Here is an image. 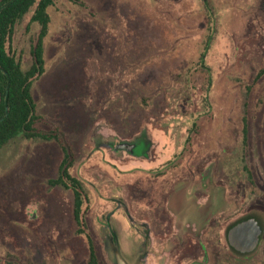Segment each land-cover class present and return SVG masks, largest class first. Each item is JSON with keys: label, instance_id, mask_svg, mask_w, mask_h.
I'll return each instance as SVG.
<instances>
[{"label": "rangeland", "instance_id": "obj_1", "mask_svg": "<svg viewBox=\"0 0 264 264\" xmlns=\"http://www.w3.org/2000/svg\"><path fill=\"white\" fill-rule=\"evenodd\" d=\"M78 1L58 0L48 10L45 72L33 84L38 128L58 140L19 136L0 151V264H91L88 237L98 264H114L111 234L102 231L114 210L121 249L133 257L141 240L122 209L134 211L135 201L154 209L151 197L172 190V181L150 183L160 176L197 184L213 173L231 198L232 222L257 215L264 229V0ZM32 13L10 47L24 71L40 33ZM141 136L151 142L149 162L116 150ZM64 150L89 197L85 234L74 221L72 191L50 184ZM220 216L210 264H264V232L255 253L229 252V220Z\"/></svg>", "mask_w": 264, "mask_h": 264}, {"label": "flooded vegetation", "instance_id": "obj_2", "mask_svg": "<svg viewBox=\"0 0 264 264\" xmlns=\"http://www.w3.org/2000/svg\"><path fill=\"white\" fill-rule=\"evenodd\" d=\"M213 177H215L213 173L206 172L202 175L201 180L194 184L189 180L187 182H182L181 179L173 180V178L170 180L169 176L162 180V176H160L159 179L150 183L157 182L156 186L164 188L169 187V182L172 181V190L164 197H151L150 200L157 203L154 209L153 205L152 208L149 207L150 209L144 205L142 207V202L140 204L137 201H135L134 207L136 209L134 211L131 210L132 207L130 206L124 207V209L118 208V212L122 209L126 215L125 222L131 227V235L139 236V240H141V243L139 242L135 245L136 247L134 246L135 248L130 250V254L135 258V264H210L211 255L208 250L213 241L211 242L209 238L213 229L216 228V224L213 225V222L215 220L220 221V215L225 214L227 221L229 220L227 222L229 224H226L224 228L225 242L229 252L234 251L228 236L234 225L254 218L261 225L257 215H248L233 223L230 210L227 208L231 198L230 196L227 197V191L223 192V190L217 189ZM203 185H208L210 188L208 190L200 189V186ZM198 191L202 193V196L198 194ZM133 194L137 198L139 197L138 191L133 192ZM140 212L145 215L147 221L144 220V223L139 224L135 214H140ZM116 213L114 210L104 215L102 231H105V237L109 232L111 238H108V241L117 240L126 252L120 234L114 229L113 219L117 217L118 213ZM108 241L106 240V243ZM141 245L146 246L144 254H140V251L143 252V249L139 247ZM154 248L156 253H152Z\"/></svg>", "mask_w": 264, "mask_h": 264}, {"label": "trees", "instance_id": "obj_3", "mask_svg": "<svg viewBox=\"0 0 264 264\" xmlns=\"http://www.w3.org/2000/svg\"><path fill=\"white\" fill-rule=\"evenodd\" d=\"M57 1L0 0V151L19 136L27 140H58L55 132L46 133L38 128L41 117L37 113L33 96V84L45 72L44 41L50 24L48 10L55 6ZM68 1L79 4L78 0ZM32 11L31 21L40 26V33L32 49L33 64L28 71H24L10 47L16 26ZM211 38L212 35H208L205 50L212 41ZM72 168L71 157L64 150L58 178L50 184L72 191L74 221L78 226V233L85 234L83 214L89 197L83 182L71 174ZM88 242L90 263L98 264L95 246L90 237Z\"/></svg>", "mask_w": 264, "mask_h": 264}, {"label": "water", "instance_id": "obj_4", "mask_svg": "<svg viewBox=\"0 0 264 264\" xmlns=\"http://www.w3.org/2000/svg\"><path fill=\"white\" fill-rule=\"evenodd\" d=\"M113 145V144H111ZM151 147V142L145 140L143 136L132 141H123L116 146L117 151H126L134 157L148 158V153ZM141 152H137L140 151ZM264 232L263 227L254 219L244 220L234 225L229 232L230 244L237 254L241 256H249L257 251L260 245L261 236ZM106 243L109 247L110 260L114 264H135V258L129 257L123 253L120 244L117 240ZM108 251V252H109Z\"/></svg>", "mask_w": 264, "mask_h": 264}, {"label": "crops", "instance_id": "obj_5", "mask_svg": "<svg viewBox=\"0 0 264 264\" xmlns=\"http://www.w3.org/2000/svg\"><path fill=\"white\" fill-rule=\"evenodd\" d=\"M132 156V155H131ZM134 159H138L137 157H134V156H132ZM142 158H144V157H142ZM147 161H148V159H146ZM149 162V161H148Z\"/></svg>", "mask_w": 264, "mask_h": 264}]
</instances>
